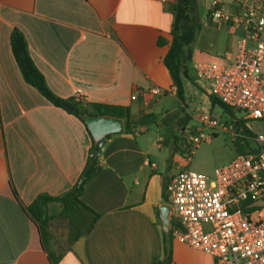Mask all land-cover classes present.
<instances>
[{
	"label": "crops",
	"instance_id": "obj_1",
	"mask_svg": "<svg viewBox=\"0 0 264 264\" xmlns=\"http://www.w3.org/2000/svg\"><path fill=\"white\" fill-rule=\"evenodd\" d=\"M221 1L226 12H237L239 0ZM173 21L162 0H0V264H52L37 221L25 208L41 195L71 191L94 146L82 120L27 84L12 50L14 30L24 35L31 58L57 96L81 95L89 104L128 108L133 121L156 117L133 133L109 136L100 149V170L84 194L101 216L91 234L68 249L60 205L45 208L53 217L49 249L61 255L57 264L165 259L160 206L168 204L170 181L185 162L178 135L196 129L215 107L195 65L232 64L245 34L240 26L210 20L186 64L182 101L165 65ZM171 251L170 264H215L210 255L173 238Z\"/></svg>",
	"mask_w": 264,
	"mask_h": 264
},
{
	"label": "built area",
	"instance_id": "obj_2",
	"mask_svg": "<svg viewBox=\"0 0 264 264\" xmlns=\"http://www.w3.org/2000/svg\"><path fill=\"white\" fill-rule=\"evenodd\" d=\"M162 2L171 6L176 0ZM238 7L231 14L221 0H208L211 21L245 31L232 64L195 65L209 95L234 116L223 123L205 115L196 129H186L185 162L170 181L167 198L175 241L210 255L215 264H264V1L239 0ZM75 98L85 102L81 95ZM219 131L245 152L213 177L190 170L195 149Z\"/></svg>",
	"mask_w": 264,
	"mask_h": 264
},
{
	"label": "trees",
	"instance_id": "obj_3",
	"mask_svg": "<svg viewBox=\"0 0 264 264\" xmlns=\"http://www.w3.org/2000/svg\"><path fill=\"white\" fill-rule=\"evenodd\" d=\"M199 3L200 0H176V3L170 6V10L174 16L172 26L173 41L171 43L170 51L165 58V65L171 73L174 86L177 90V95L182 101L184 100L185 93L184 79L188 77L186 64L191 61L193 46L202 30V23L199 16ZM11 45L16 62L27 84L35 88L43 97L56 107L69 111L65 105L69 104L73 106L75 110L71 113L80 120H82V114L119 117L124 121V132L126 133H133L134 130L143 126H148L155 121L156 117L154 115H148L140 121H133L128 108L102 104H89L86 101L79 102L75 97L70 100L62 99L48 86L45 77L31 58L26 39L19 30H14L12 32ZM212 103L214 106L219 104L224 112L228 113L231 117L234 116V112L231 109L221 104L214 97H212ZM88 131L91 135L89 129ZM93 145V151L100 150L95 143ZM236 148L237 152L240 154L245 152L243 147ZM99 170V157L89 155L87 165L81 176V179H85L82 184H80V179L71 191L59 197L41 195L30 208H25L35 221H37L42 244L44 249L49 253L52 264H57L61 259V255L57 256L49 249L50 241L53 239V235L49 229V223L53 217L47 215L48 211H46L45 208L53 203L60 205L61 211L59 216L64 218L68 223L67 248L71 249L78 240L91 234L101 217L99 213L91 209L84 201L85 186ZM165 201H168L167 197H165ZM44 215L46 216L43 217ZM165 253V259L163 261H158L155 264L171 263V248L166 247Z\"/></svg>",
	"mask_w": 264,
	"mask_h": 264
},
{
	"label": "rangeland",
	"instance_id": "obj_4",
	"mask_svg": "<svg viewBox=\"0 0 264 264\" xmlns=\"http://www.w3.org/2000/svg\"><path fill=\"white\" fill-rule=\"evenodd\" d=\"M199 4H200L199 16H200V21L202 23V31L199 35H201L200 41H202L205 39L208 33L207 26L211 25V21L208 16V10L205 7L204 0L202 1L200 0ZM191 109L193 110L192 115L193 116L196 115L198 110L197 109L194 110V108ZM212 113L214 117H216L218 120H220L223 123L228 122L231 118V116L228 113L224 112V110L219 104L215 105ZM178 139L181 148L184 149L186 147V142H187L186 135L180 133L178 135ZM236 149H237L236 145L232 142L230 135L228 133L219 131L218 135L215 136L211 141L203 143L202 145H200L198 148L195 149V153L192 156V162L190 164L189 169L206 174L209 177H213L214 172L217 168L230 163L238 156L239 153L237 152ZM56 211H58L57 208ZM59 218L63 219L61 221L66 222V224L68 225L67 221L64 218L62 217Z\"/></svg>",
	"mask_w": 264,
	"mask_h": 264
},
{
	"label": "water",
	"instance_id": "obj_5",
	"mask_svg": "<svg viewBox=\"0 0 264 264\" xmlns=\"http://www.w3.org/2000/svg\"><path fill=\"white\" fill-rule=\"evenodd\" d=\"M65 107L74 112L75 108L69 104ZM81 119L87 125L90 133L93 137L95 145L99 149H103L106 139L114 134H120L124 132V121L119 117L114 116H91L89 114H82ZM101 151H92L91 156L99 157ZM85 179H81L82 184ZM172 207L169 204H163L160 206V215L163 224V229L166 238V244L169 248L172 246Z\"/></svg>",
	"mask_w": 264,
	"mask_h": 264
}]
</instances>
